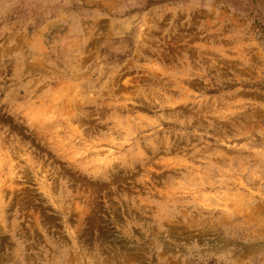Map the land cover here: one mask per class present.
Wrapping results in <instances>:
<instances>
[{
	"label": "rangeland",
	"instance_id": "rangeland-1",
	"mask_svg": "<svg viewBox=\"0 0 264 264\" xmlns=\"http://www.w3.org/2000/svg\"><path fill=\"white\" fill-rule=\"evenodd\" d=\"M0 264H264V0H0Z\"/></svg>",
	"mask_w": 264,
	"mask_h": 264
}]
</instances>
